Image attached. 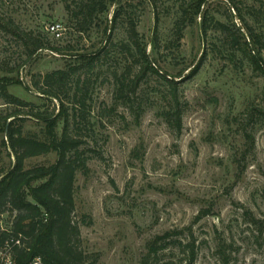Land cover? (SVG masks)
Here are the masks:
<instances>
[{
  "label": "rangeland",
  "instance_id": "1",
  "mask_svg": "<svg viewBox=\"0 0 264 264\" xmlns=\"http://www.w3.org/2000/svg\"><path fill=\"white\" fill-rule=\"evenodd\" d=\"M182 1L117 0L138 16L147 54L179 81L185 105L177 136L163 120L167 86L157 76L145 78L131 107L116 99L115 75L137 69L120 50L112 51L126 39V24L118 23L111 43L105 42L103 29L115 4L82 35L72 19L74 0H0L1 23L13 22L48 47L25 62L21 42L0 26V81L41 112L57 113L58 106L43 98L35 81L75 65L76 55L105 45L112 51L90 77V124L82 132L86 144L81 148L87 168L76 174L75 183V219L85 220L81 248L98 255L96 264H181L189 261L191 248L193 264H264V232H259L264 224V117L259 112L264 76L214 26L204 36L201 17L177 43ZM233 2L264 41V0ZM204 11L238 37L247 35L230 1L209 0ZM51 24L61 25L59 40L47 33ZM259 57L264 61V47ZM15 111L0 97V116ZM29 117L25 132L40 136L42 124ZM55 160L53 153L35 157L26 167ZM202 211L208 215L197 220ZM1 219L5 224L8 217ZM153 242L155 253L149 251Z\"/></svg>",
  "mask_w": 264,
  "mask_h": 264
},
{
  "label": "trees",
  "instance_id": "2",
  "mask_svg": "<svg viewBox=\"0 0 264 264\" xmlns=\"http://www.w3.org/2000/svg\"><path fill=\"white\" fill-rule=\"evenodd\" d=\"M208 1L184 0L180 3L179 17L175 22L176 42L179 43L183 31L201 17L204 36L211 26H214L225 36L231 47L241 50L253 69L264 76V61L259 57L264 47L263 35L255 33L243 19L233 0H228L247 33L245 37H238L229 25L210 19L204 11ZM114 4L117 7L103 29L105 42L111 43L118 23L126 24V41L119 42V48L113 47L112 51L120 50L137 69L134 74L127 69L125 73L115 75L116 99L131 107L133 96H136L145 78L149 75L157 76L167 86L168 106L162 112L163 120L178 136L182 130L185 105L181 101L179 81L163 72L157 62L147 54L146 45L137 30L138 16L128 11L130 5L118 3L117 0H74L71 14L75 29L82 35L90 32ZM0 26L21 42L26 55L25 62L40 50L48 48L42 38L20 30L11 21L4 24L0 22ZM154 42L157 44V34ZM50 51L60 50L50 48ZM112 51L105 45L93 53L76 55L75 65L68 69L52 71L40 77V82L33 83V87L43 98L56 103L57 113L46 114L34 105L16 98L7 91L8 84L0 81V97L17 110L0 116V134H3L1 146L5 154L0 153V246L5 241H21L20 247H13L17 264H27L36 257H39L43 264L97 262L98 255H87L81 248L80 227L85 224V220L75 219V183L76 174L87 168L86 152L81 148L86 144L82 132L90 124V77L97 66L102 67L109 61ZM261 99L264 106V90ZM259 112L264 117V109ZM29 116L42 124L40 136L30 131L25 132L24 122ZM246 138L249 139V135ZM52 153L56 155L53 163L26 167L27 160ZM4 215L8 217L5 224L1 219ZM206 215L208 211H202L196 219ZM251 222L258 225L262 223L254 220ZM261 226L259 232L262 234L264 224ZM167 237L166 234L158 237V240ZM149 251L157 252L154 242L149 246ZM195 258L196 252L191 248L187 264H193ZM225 264H228L227 261Z\"/></svg>",
  "mask_w": 264,
  "mask_h": 264
},
{
  "label": "built area",
  "instance_id": "3",
  "mask_svg": "<svg viewBox=\"0 0 264 264\" xmlns=\"http://www.w3.org/2000/svg\"><path fill=\"white\" fill-rule=\"evenodd\" d=\"M47 33L51 34L56 40L62 37L63 29L60 24H51L46 27ZM21 241H5L0 246V264H17L16 257L13 252V247H20ZM27 264H43L39 257L33 258ZM181 264H187L183 262Z\"/></svg>",
  "mask_w": 264,
  "mask_h": 264
}]
</instances>
